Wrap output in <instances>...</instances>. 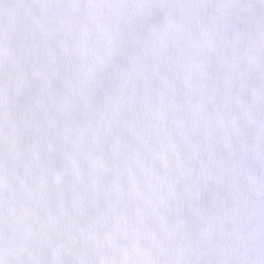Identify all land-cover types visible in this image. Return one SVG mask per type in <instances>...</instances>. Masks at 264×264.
<instances>
[{
  "label": "snow or ice",
  "instance_id": "obj_1",
  "mask_svg": "<svg viewBox=\"0 0 264 264\" xmlns=\"http://www.w3.org/2000/svg\"><path fill=\"white\" fill-rule=\"evenodd\" d=\"M0 264H264V0H0Z\"/></svg>",
  "mask_w": 264,
  "mask_h": 264
}]
</instances>
